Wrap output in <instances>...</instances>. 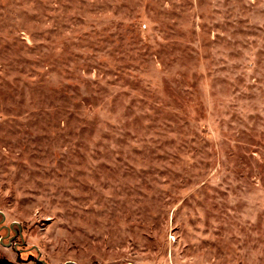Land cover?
Segmentation results:
<instances>
[{
    "label": "rangeland",
    "instance_id": "1",
    "mask_svg": "<svg viewBox=\"0 0 264 264\" xmlns=\"http://www.w3.org/2000/svg\"><path fill=\"white\" fill-rule=\"evenodd\" d=\"M0 259L264 264V0H0Z\"/></svg>",
    "mask_w": 264,
    "mask_h": 264
},
{
    "label": "trees",
    "instance_id": "2",
    "mask_svg": "<svg viewBox=\"0 0 264 264\" xmlns=\"http://www.w3.org/2000/svg\"><path fill=\"white\" fill-rule=\"evenodd\" d=\"M0 264H14V263L9 262L7 260L0 259Z\"/></svg>",
    "mask_w": 264,
    "mask_h": 264
},
{
    "label": "water",
    "instance_id": "3",
    "mask_svg": "<svg viewBox=\"0 0 264 264\" xmlns=\"http://www.w3.org/2000/svg\"><path fill=\"white\" fill-rule=\"evenodd\" d=\"M8 246H11V244H9Z\"/></svg>",
    "mask_w": 264,
    "mask_h": 264
}]
</instances>
